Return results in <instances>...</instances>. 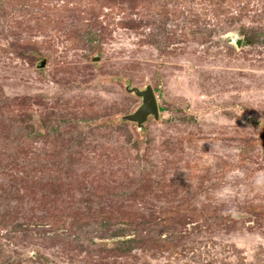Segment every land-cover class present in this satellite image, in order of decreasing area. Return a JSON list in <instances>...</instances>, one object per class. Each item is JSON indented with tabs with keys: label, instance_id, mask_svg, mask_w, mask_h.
<instances>
[{
	"label": "rangeland",
	"instance_id": "1",
	"mask_svg": "<svg viewBox=\"0 0 264 264\" xmlns=\"http://www.w3.org/2000/svg\"><path fill=\"white\" fill-rule=\"evenodd\" d=\"M258 172L264 0H0V264H264Z\"/></svg>",
	"mask_w": 264,
	"mask_h": 264
},
{
	"label": "water",
	"instance_id": "2",
	"mask_svg": "<svg viewBox=\"0 0 264 264\" xmlns=\"http://www.w3.org/2000/svg\"><path fill=\"white\" fill-rule=\"evenodd\" d=\"M138 95L143 98V105L131 116V119L142 123L149 114H157V106L150 88H147L144 92H138Z\"/></svg>",
	"mask_w": 264,
	"mask_h": 264
},
{
	"label": "clouds",
	"instance_id": "3",
	"mask_svg": "<svg viewBox=\"0 0 264 264\" xmlns=\"http://www.w3.org/2000/svg\"><path fill=\"white\" fill-rule=\"evenodd\" d=\"M253 183L258 187L264 186V172H258L253 179ZM231 211L234 215L236 214L235 209H232Z\"/></svg>",
	"mask_w": 264,
	"mask_h": 264
}]
</instances>
